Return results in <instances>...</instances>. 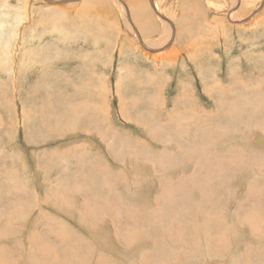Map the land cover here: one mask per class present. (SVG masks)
Returning <instances> with one entry per match:
<instances>
[{
	"label": "rangeland",
	"instance_id": "obj_1",
	"mask_svg": "<svg viewBox=\"0 0 264 264\" xmlns=\"http://www.w3.org/2000/svg\"><path fill=\"white\" fill-rule=\"evenodd\" d=\"M84 1L0 0V260L262 264L264 0Z\"/></svg>",
	"mask_w": 264,
	"mask_h": 264
},
{
	"label": "bare ground",
	"instance_id": "obj_2",
	"mask_svg": "<svg viewBox=\"0 0 264 264\" xmlns=\"http://www.w3.org/2000/svg\"><path fill=\"white\" fill-rule=\"evenodd\" d=\"M84 2H86V3H84V6H85V8H89V7H92V6H95V5H106V1L105 0H85ZM221 2V1H220ZM156 3V2H155ZM223 5V4H222ZM157 6V5H156ZM232 7V6H231ZM157 9H159V8H157ZM162 9V8H161ZM64 12V11H63ZM146 12V11H145ZM144 12V13H145ZM148 13L150 12V11H147ZM66 13V12H65ZM139 13H142V10H140L139 11ZM62 14H64V13H62ZM67 15V14H66ZM62 16V15H61ZM65 16V15H64ZM64 16H62V17H64ZM137 16L138 17H141V16H139L138 14H137ZM141 19H142V22H141V24H142V26H143V29L145 30L144 32L146 33V34H151V29L152 28H150V29H146L147 27H150L151 26V24H153L154 23V21H153V18L151 17V15H149V14H146V16L144 15V18L143 17H141ZM170 21V20H169ZM171 22V21H170ZM242 23V22H241ZM146 27V28H145ZM171 27V26H170ZM154 28V27H153ZM153 34V33H152ZM69 40V39H68ZM67 40V41H68ZM147 41V40H146ZM151 42V41H150ZM155 42V41H154ZM159 43H161V42H159ZM152 44H153V42H152ZM158 44V43H157ZM153 47H155L154 45H152ZM160 46V45H159ZM164 46V45H163ZM157 47H158V45H157ZM156 49H158V48H156ZM236 80H238V79H236ZM233 81V80H232ZM49 110H51V108L50 109H48L47 110V113L49 114ZM51 114V113H50ZM79 114V113H78ZM59 116V118H60V116H63V113L60 111L59 113L57 112V113H55V112H53L52 113V115H50L49 117H48V119L51 117H53V119H55L56 120V118H54V116ZM45 117V116H44ZM65 117V118H64ZM69 117V115H65V116H63L62 118L63 119H65L66 121H69V122H72V121H74L73 120V118H75V117H79L78 115H77V113H76V111H74V112H72L71 113V115H70V118H68ZM50 118V119H51ZM39 119H41V118H39ZM80 119V118H79ZM168 119V118H167ZM29 121V120H28ZM46 121V120H45ZM57 121V120H56ZM60 121H61V119H60ZM64 121V120H63ZM75 121H76V119H75ZM77 121H79V120H77ZM150 121V120H149ZM37 122H39V121H37ZM161 124H162V121H159ZM41 123H43V124H41ZM40 123V125H44V127L43 128H45L46 126H47V124H48V121L47 122H41ZM55 123H57V122H55ZM143 123V122H142ZM74 125L76 124L75 122L73 123ZM57 124H55V126H56ZM73 126V125H72ZM75 126H77V125H75ZM75 126H74V128H75ZM65 127V126H64ZM66 127L68 128V129H72L71 128V124L70 123H67L66 124ZM48 130H49V128H48ZM73 131V130H72ZM40 132V131H39ZM254 140V139H253ZM257 140V142H260V143H262L263 142V137L261 136V137H259V138H257L256 139ZM234 161H237V160H234ZM126 163V162H125ZM220 163V162H219ZM219 163L217 162H215V164L212 166H210L211 167V169H215V168H219ZM223 164V166L225 167V163H222ZM226 168V167H225ZM227 169V168H226ZM253 171V170H252ZM205 176V175H204ZM194 177V176H193ZM193 177H192V179H193ZM206 177V176H205ZM204 177V178H205ZM195 178V177H194ZM206 179L208 180V181H206L205 179V181L206 182H209V183H213L214 182V177L212 176H210L209 178H207L206 177ZM17 181V180H16ZM217 181V180H216ZM223 181H222V175H220L219 177H218V182H216L217 184H219L220 185V183H222ZM211 184H208V185H206L205 186V190H202L201 192H200V196H197L196 197V201H195V203L193 204V206L196 208V210H198L200 207H202L203 205H202V203H204V202H208L209 201V199H210V197L214 194L215 195V192H217V191H214L213 189H211ZM16 185H18V184H16ZM61 185V184H60ZM173 187V186H172ZM67 189V188H66ZM81 189V188H80ZM219 189V188H218ZM207 191H209V192H207ZM26 192V191H25ZM72 195V194H71ZM166 196V195H165ZM51 198V197H50ZM168 198H171V196H169ZM262 200V199H261ZM14 201H15V204H17L16 206H18L19 205V202H20V196H19V198H17V199H14ZM53 201V200H52ZM251 202V201H250ZM67 203V202H66ZM52 204V203H51ZM172 204H174V203H171L170 205L171 206H173ZM252 204H254L253 202H252ZM175 205V204H174ZM250 205V204H249ZM260 205V204H259ZM94 206V205H93ZM92 206V207H93ZM245 206V205H244ZM244 206H243V208H244ZM250 206H252V205H250ZM241 207V206H240ZM19 208V207H18ZM61 208V207H60ZM246 208V207H245ZM191 209H193V207H191ZM17 210V209H16ZM16 210H14V211H16ZM245 210H247V208L245 209ZM0 211H1V213H0V218H2L3 216L1 215V214H4L5 212L2 210V209H0ZM100 211V210H99ZM146 211V210H145ZM157 211V210H156ZM236 211V210H235ZM248 211V210H247ZM257 211L258 212H263L264 210L263 209H257ZM120 212V211H119ZM148 212V211H147ZM161 212V211H160ZM148 214V213H147ZM216 215V214H215ZM264 215V214H263ZM14 216H16V215H14ZM89 216V215H88ZM10 217H13V215L12 216H10ZM96 217V216H95ZM83 219V218H82ZM220 219V218H219ZM87 220V219H86ZM85 220V221H86ZM95 220V219H94ZM83 221V220H82ZM209 221V220H208ZM260 223H264V220H261L260 219ZM25 222V221H24ZM143 222H145V221H143ZM211 222V221H210ZM242 222H244V223H246V222H251V224L252 223H254V221H252V220H250V219H245L244 221H242ZM92 223V222H91ZM151 223V222H150ZM218 223V222H217ZM124 224V223H123ZM147 224V223H146ZM145 224V225H146ZM213 225H214V223H212ZM93 225V224H92ZM137 225H138V223H137ZM144 225V226H145ZM192 225V224H191ZM190 225V226H191ZM205 225L209 228V226H208V224L205 222ZM148 226H150V225H148ZM152 226V225H151ZM193 226H194V224L192 225V227L191 228H193ZM146 227H147V225H146ZM213 227V226H212ZM150 228V227H149ZM148 228V229H149ZM187 228H189V227H187ZM196 228H198L197 226H196ZM254 228V227H253ZM95 229V228H94ZM255 229V228H254ZM9 230H10V232H12L13 231V228H9ZM153 230H151V232H152ZM206 231V230H205ZM43 232H45V231H43ZM128 232V231H127ZM187 232H190V229H189V231H187ZM209 232V231H208ZM256 232V231H255ZM3 233H5V232H3ZM37 233V232H36ZM72 233H74V231L72 232ZM35 234V233H34ZM69 234V233H68ZM71 234V233H70ZM185 234H186V232H185ZM190 234H191V232H190ZM190 234H188V235H190ZM187 235V234H186ZM257 235V234H256ZM33 236V235H32ZM136 237V236H135ZM190 237V236H189ZM37 238V237H36ZM39 238V237H38ZM69 238V237H68ZM132 238V237H131ZM184 238V237H183ZM239 238V237H238ZM5 239V238H4ZM69 239H71V237L69 238ZM69 239H68V241H69ZM34 240H35V238H34ZM71 240H74L73 241V245L71 244V243H67V238H66V236L65 237H62V239H61V241L58 243V244H60V246H61V244H62V246H63V248H61L60 250L59 249H57L58 250V252L60 253L59 255H63L64 257L62 258V260L61 261H59L58 260V256L57 257H54V258H52L50 255L49 256H45V259H44V261H46V263H48V264H85V260H86V255H87V253H86V251H84L83 250V247L80 249V244H77V242L79 243L81 240H79L78 241V239L76 238L75 239V237L73 238V239H71ZM136 240V239H135ZM182 240V239H181ZM184 240V239H183ZM31 241V240H30ZM77 241V242H76ZM29 242V241H28ZM32 242V241H31ZM35 242V241H34ZM185 243V242H184ZM39 245V244H38ZM88 245V244H87ZM137 245H138V243H137ZM178 245V244H177ZM180 245V244H179ZM29 246V245H28ZM45 246H47V243H42L41 244V246H39L38 248L40 249V250H45ZM59 247V246H58ZM133 247H135V246H133ZM88 248V247H87ZM136 248V247H135ZM3 249V248H2ZM4 251H5V248L3 249ZM57 250H55V251H57ZM69 250H73V252H76L75 253V257H65V256H68L69 255ZM88 251V250H87ZM167 252V251H166ZM146 253V252H145ZM72 253H70V255H71ZM169 254H170V252H169ZM73 255V254H72ZM71 255V256H72ZM183 256V255H182ZM60 257L61 256H59V259H60ZM84 257H85V260H84ZM189 257V256H188ZM181 258V256L180 255H176V257H175V259L176 260H178V259H180ZM32 259H34V258H32ZM89 259V258H88ZM84 260V261H83ZM154 260V257H152L151 259H150V261L151 262H149V263H147V264H155L156 262H155V260H154V263L152 262ZM92 261V260H91ZM90 261V262H91ZM9 262V261H8ZM41 262V261H40ZM43 263V262H42ZM165 263H167V261L166 262H164L163 264H165ZM0 264H6V259H1L0 260ZM38 264H40V263H38ZM88 264V263H87ZM95 264H98V260L95 262ZM146 264V263H145ZM186 264V263H185ZM254 264H259V261H257L256 263H254ZM261 264V263H260ZM262 264H264V260H263V262H262Z\"/></svg>",
	"mask_w": 264,
	"mask_h": 264
}]
</instances>
